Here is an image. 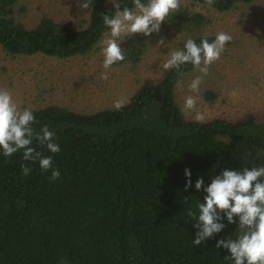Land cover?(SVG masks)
<instances>
[{"label":"trees","instance_id":"16d2710c","mask_svg":"<svg viewBox=\"0 0 264 264\" xmlns=\"http://www.w3.org/2000/svg\"><path fill=\"white\" fill-rule=\"evenodd\" d=\"M20 1L0 0V49L11 58L86 57L110 32L103 15L115 12L108 0H92L90 9L80 8L86 18L76 25L42 15L26 28L15 17L24 11ZM118 2L134 7L132 0ZM252 2L215 0L209 6L205 0H181L159 34L127 37L121 44L126 59L115 65L136 69L151 39L177 36L175 50L189 38L199 43L209 19L195 7L227 12ZM194 69L163 68L120 111L80 113L58 105L32 110L33 127L39 131L47 124L61 150L52 154L37 141L32 147L51 155L61 175L52 181L51 171L23 160L22 151L6 158L0 150V264H234L215 244L235 238L237 225L225 219L221 233L195 246V221L187 212L203 202L205 193L195 190L198 177L207 185L224 169L264 166V114L185 118L174 91ZM202 97L213 102L217 94L206 90ZM22 165L32 169L29 175H22ZM185 168L192 172L188 191Z\"/></svg>","mask_w":264,"mask_h":264},{"label":"rangeland","instance_id":"374dc122","mask_svg":"<svg viewBox=\"0 0 264 264\" xmlns=\"http://www.w3.org/2000/svg\"><path fill=\"white\" fill-rule=\"evenodd\" d=\"M79 1L21 0L18 8L24 11L17 12L15 17L26 28L34 27L42 15L76 25L86 18L78 6ZM194 9L209 19L207 33L215 36L224 31L232 36L220 59L210 66L208 75L200 84L197 109L205 116L202 122L264 114V0L237 5L227 12L201 7ZM126 38L122 39L125 41ZM176 39L177 36L160 41L151 39L136 69L113 65L108 70V80L100 78L105 72L102 40L88 56L70 59L43 55L11 58L0 49V88L10 89L21 108L31 110L46 105L64 106L80 113L112 109L116 100L129 99L138 88L151 84L160 76L164 62L175 50ZM200 75L194 69L174 91L182 114L194 121L195 113L185 112L184 100L189 95H196L189 91L188 85ZM206 90L217 94L213 102L203 99Z\"/></svg>","mask_w":264,"mask_h":264},{"label":"clouds","instance_id":"9594fccd","mask_svg":"<svg viewBox=\"0 0 264 264\" xmlns=\"http://www.w3.org/2000/svg\"><path fill=\"white\" fill-rule=\"evenodd\" d=\"M115 10L113 15L104 14V26L110 30L101 41L102 66L105 72L102 80H108V70L115 64L126 59L121 47L122 38L142 34L150 37L159 34L161 25L166 22L170 14L179 12L181 0H132L134 7H122L118 0H108ZM209 6L215 0H205ZM92 0H82L79 8L90 9ZM209 34L205 33L200 42L187 39L183 49L174 50L164 62L165 70L180 71L182 65L191 64L201 75L195 77L188 85L189 91L196 95H189L184 100L185 112H194V119L202 122L205 116L197 109L198 94L203 77L208 75L210 66L220 59L226 44L231 42L232 36L227 32H217L210 42ZM161 41L160 43H162ZM183 73H181L182 75ZM128 103L123 97L114 102V108L120 111ZM34 112L30 108H21L14 99L10 89L0 88V150L4 157L23 152V160L39 162L42 171H51L50 179L60 178V170L53 167V157L44 156L32 147L37 141L41 147H46L52 154L60 152L56 143V133L47 124L37 131ZM32 169L22 165V175L27 176ZM186 178L185 191H188L193 181L190 169H184ZM195 190L205 193L203 202H198L194 211L191 208L187 215L195 223L196 229L193 244L199 246L221 233L227 224H236L238 232L235 238L228 236L216 240L215 246L228 253L225 259H231L234 264H264V166L244 167L242 170L224 169L218 175L210 177V183L205 185L204 178L195 181ZM188 200V197L185 198Z\"/></svg>","mask_w":264,"mask_h":264}]
</instances>
